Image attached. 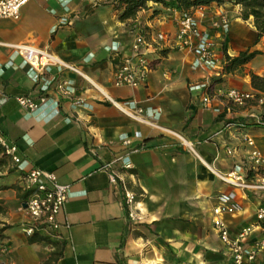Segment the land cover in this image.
<instances>
[{
    "label": "crops",
    "instance_id": "obj_1",
    "mask_svg": "<svg viewBox=\"0 0 264 264\" xmlns=\"http://www.w3.org/2000/svg\"><path fill=\"white\" fill-rule=\"evenodd\" d=\"M203 8L205 29L213 13L228 15L227 55L260 51L239 72L217 76L206 107L201 91L191 86L216 76L207 69L192 70L189 50L167 45L150 50L152 68L143 86L112 83L115 65L130 52L131 25L144 27L148 39L157 31L173 36L177 9L147 4L133 18L120 21L110 0H28L18 19L0 18V135L16 145L23 159L20 169L2 156L0 201L11 209L22 193L19 180L30 168L52 172L68 188L56 218L58 228L49 234L47 245L40 240L45 232L28 242L20 226L27 221L20 199L21 212L10 218L19 226L4 238L11 264H43L54 250L51 264H230V253L212 228L211 207L223 191L242 207L225 217L230 234L255 225L245 244L264 237V221L255 220L264 195L232 187L218 176L237 168L247 175L243 160L250 147L243 135L250 136L264 156V125L257 123V117L264 116L261 104L237 106L220 94L236 88L262 96L251 87L248 72L264 75V37L254 42L252 20H241L238 5L212 3ZM164 15L165 21L159 22ZM62 16L72 24L58 25ZM16 43L45 48L77 71L51 67L37 72L9 46ZM111 45L118 52L109 51ZM214 53L220 68L223 54L217 40ZM59 80L68 82L66 95L56 89ZM41 94L45 101L33 111L16 101L20 95ZM109 98L128 103L129 109L141 107L146 122L127 116ZM164 129L181 134L194 150ZM123 137L131 143L123 144ZM124 154L130 169L115 161ZM125 190L136 195V218L129 216ZM250 264H264V252Z\"/></svg>",
    "mask_w": 264,
    "mask_h": 264
},
{
    "label": "built area",
    "instance_id": "obj_2",
    "mask_svg": "<svg viewBox=\"0 0 264 264\" xmlns=\"http://www.w3.org/2000/svg\"><path fill=\"white\" fill-rule=\"evenodd\" d=\"M28 0H0V18L16 20L19 17L20 9ZM205 17L203 6L192 8L188 11H178L175 18V32L173 36L166 32L157 31L152 34V39H148V31L139 23L134 22L131 25V44L129 54L123 55L115 65L112 83L116 87L138 88L143 86L147 80L148 73L152 68L149 58L150 50H159L165 45L175 50H189L193 54L190 63L192 70H210L214 76H220V68L217 65L214 53L215 40L220 43L227 37L230 30V19L223 11L212 14L209 19V29L202 28L201 20ZM166 16H161L159 22H164ZM72 19L62 16L58 25L70 26ZM13 51L18 54L23 61L37 72H48L51 67L61 71L67 68L77 71L75 67L68 66L60 61L53 53L45 48L32 45L30 43H16L9 45ZM111 52H118L115 45L107 47ZM51 79L40 88L42 92L46 91ZM210 80H203L191 86V89L201 91L202 106H208L210 102ZM56 89L66 95L69 91L68 82L59 80L56 83ZM221 96L228 102L237 106H246L251 102L262 104L264 98L256 97L255 93L236 88H227L221 91ZM17 103L28 111L35 110L45 101L43 94L36 98L29 95H20L16 97ZM110 103L123 111L127 116L139 122H146L142 118V108H127L128 103L116 101L109 98ZM133 105V102H132ZM134 106V105H133ZM257 123L264 125V116L257 117ZM159 128L158 126H154ZM171 134L177 141L193 151L194 147L190 141L181 134L175 133L169 129H164ZM243 139L250 147L243 160V166L247 170V175L242 176L238 173L240 168L232 170L226 174H218L219 178L226 184L260 193L264 195V156L254 146L253 139L248 135H243ZM125 145L131 143L129 138H121ZM0 146L2 154L7 157L17 168H21L23 159L20 156L16 145L0 135ZM136 151V149H133ZM228 152H230L228 150ZM115 161H120L124 169H130L131 164L128 161L127 154L118 156ZM19 188L24 194L22 202L26 204L24 210L27 215V222L23 226V232L31 236L38 230L53 232L58 228L57 215L61 212L68 198V188L56 181L55 175L50 171L40 168H30L19 180ZM125 203L129 208L130 218H136V195L129 191H124ZM134 210V211H133ZM242 211L241 205L234 200L228 192H219L214 199L211 207L212 228L216 232L220 242L230 253V264H250L255 258L264 252V237L255 240L252 244L246 245V239L254 231V226L247 225L242 227L234 236L229 232V226L225 219L226 216H233ZM256 224L264 221V202L256 210Z\"/></svg>",
    "mask_w": 264,
    "mask_h": 264
},
{
    "label": "trees",
    "instance_id": "obj_3",
    "mask_svg": "<svg viewBox=\"0 0 264 264\" xmlns=\"http://www.w3.org/2000/svg\"><path fill=\"white\" fill-rule=\"evenodd\" d=\"M152 2L153 4L159 5L163 8H174L178 11H188L192 8L198 6H206L212 3L224 4L230 3L235 6L240 7L239 17L243 21L248 19L252 20V25L256 32L255 43L262 37H264V0H110L112 4V10L116 12L117 18L120 21L133 18L138 11L147 8V3ZM157 10H154L156 12ZM221 49L223 54V63L220 67V75L230 74L234 72H239L242 70L245 64L252 60L256 55L260 54L258 50L240 51L235 56H229L226 54V38L221 42ZM250 78L251 87L256 90L259 94H255L256 97H264V75H257L251 71L248 72ZM220 80L219 77H214L210 80V85L214 82ZM262 115H264V102L261 104ZM0 162L4 161L2 156V148L0 146ZM20 189V188H19ZM17 197L23 199L24 194L18 193ZM1 202V201H0ZM3 209L0 207V211ZM36 233L28 237V242L32 243L34 241L33 236ZM56 245V242H52ZM57 253L55 250L51 253L48 259L43 264H49L53 260V255Z\"/></svg>",
    "mask_w": 264,
    "mask_h": 264
},
{
    "label": "rangeland",
    "instance_id": "obj_4",
    "mask_svg": "<svg viewBox=\"0 0 264 264\" xmlns=\"http://www.w3.org/2000/svg\"><path fill=\"white\" fill-rule=\"evenodd\" d=\"M147 4L154 5L152 2H148ZM154 7H157V6H154ZM159 9L161 10V8ZM19 201H20V198H17L13 202L11 209H9L6 205H4L2 201L0 202V207L3 209L2 211H0V264H11L12 263V252L10 251V247L5 243L4 238L6 236V233L9 230H11L13 227L19 226L16 224L15 221L10 220L11 215L13 213L21 212ZM24 216H25L24 220H26L27 215L25 214ZM26 222H24L23 225H20L22 231H23V226L26 224ZM40 232L46 233L44 234V236L43 235L40 236V240H42V242L46 245L49 244V242L51 241L49 234L51 232L45 231V230H38L35 233L39 234Z\"/></svg>",
    "mask_w": 264,
    "mask_h": 264
},
{
    "label": "water",
    "instance_id": "obj_5",
    "mask_svg": "<svg viewBox=\"0 0 264 264\" xmlns=\"http://www.w3.org/2000/svg\"><path fill=\"white\" fill-rule=\"evenodd\" d=\"M21 206L22 208H25L26 204L23 202Z\"/></svg>",
    "mask_w": 264,
    "mask_h": 264
}]
</instances>
